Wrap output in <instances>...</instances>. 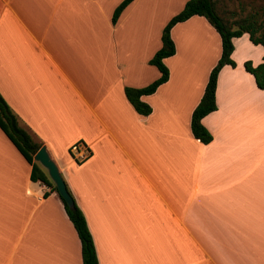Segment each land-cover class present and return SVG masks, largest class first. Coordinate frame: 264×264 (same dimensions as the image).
Instances as JSON below:
<instances>
[{
	"label": "crops",
	"instance_id": "crops-1",
	"mask_svg": "<svg viewBox=\"0 0 264 264\" xmlns=\"http://www.w3.org/2000/svg\"><path fill=\"white\" fill-rule=\"evenodd\" d=\"M121 1L0 0V97L55 164L97 264H264V89L243 69L249 58L219 70L216 109L200 120L211 141L201 144L189 119L219 58L218 35L198 16L170 29L168 78L140 97L151 110L141 116L123 89L159 77L148 60L187 0H133L112 24ZM191 30L211 46L199 76L180 58ZM243 38L251 65L264 63L245 34L232 39L230 59ZM30 172L0 130V264H81L58 195Z\"/></svg>",
	"mask_w": 264,
	"mask_h": 264
},
{
	"label": "trees",
	"instance_id": "trees-1",
	"mask_svg": "<svg viewBox=\"0 0 264 264\" xmlns=\"http://www.w3.org/2000/svg\"><path fill=\"white\" fill-rule=\"evenodd\" d=\"M132 1L133 0H122L116 6L111 16L112 24L115 23L120 12ZM193 16L203 18L216 32L220 41L219 58L208 73L202 95L199 102L192 110L189 119V129L192 138L205 145L211 141V136L201 125L200 120L216 109L215 88L219 70L224 65L234 67V62L230 59L233 50L232 39L239 38L245 34L252 45L260 46L264 49V0H262L259 6L252 8L243 18L233 22L232 25L222 21L214 9L212 0H187L182 9L177 14L173 15L163 26L160 34V48L148 60V64L155 67L159 72V77L143 88L134 89L125 87L123 93L126 100L137 114L147 116L150 113V107L143 103L140 97L154 93L156 88L166 82L168 78V70L162 61L165 58L173 56L175 52L169 31L175 24L182 23ZM242 66L244 71L252 76L256 88L263 90L264 63L253 67L250 61H245ZM0 130L21 154L24 160L31 166V181H39L46 186H50L52 191L56 192L50 180L43 172L38 170L37 166L32 161L33 155L40 148L39 144L33 142L30 136L18 126L16 118L1 97ZM66 190L69 193L67 188ZM60 201L78 238L81 264H97L92 239L81 211L76 206L74 200L73 208L71 209H69L61 199Z\"/></svg>",
	"mask_w": 264,
	"mask_h": 264
},
{
	"label": "rangeland",
	"instance_id": "rangeland-1",
	"mask_svg": "<svg viewBox=\"0 0 264 264\" xmlns=\"http://www.w3.org/2000/svg\"><path fill=\"white\" fill-rule=\"evenodd\" d=\"M214 9L216 13L219 15V17L222 19L223 22L232 25L233 22L237 21L240 18H243L245 15H247L252 8L259 6L262 3V0H212ZM167 2H160V18L159 23L162 21V7ZM173 3L176 2H170V7ZM173 9V7H172ZM162 27L159 30V35L161 34ZM192 38H189V47L187 51L181 52L180 58H186L185 63L186 66V73H195L196 69L194 66L196 65L198 67H201L197 71V76L200 75L203 68L207 66V63L211 60V55L208 53H211V46L208 48L206 46V37L203 35V33H199L198 31L191 30ZM246 40L245 38L241 39L238 44H236V53L234 56V63H239L241 59L249 58L248 60L254 61L255 60V49L254 47H246ZM210 45V43H208ZM252 49V51H251ZM252 57V59H250ZM180 59V60H181ZM182 73V72H181ZM235 84L237 82L234 81ZM224 89H227V83L224 81ZM243 89V88H242ZM245 89H243L244 91Z\"/></svg>",
	"mask_w": 264,
	"mask_h": 264
},
{
	"label": "water",
	"instance_id": "water-1",
	"mask_svg": "<svg viewBox=\"0 0 264 264\" xmlns=\"http://www.w3.org/2000/svg\"><path fill=\"white\" fill-rule=\"evenodd\" d=\"M33 161L38 163L46 172V175L50 182L53 184L56 194L65 203V205L71 209L73 208V200L66 190L65 184L55 166L50 160L44 147H40L33 155Z\"/></svg>",
	"mask_w": 264,
	"mask_h": 264
},
{
	"label": "built area",
	"instance_id": "built-area-1",
	"mask_svg": "<svg viewBox=\"0 0 264 264\" xmlns=\"http://www.w3.org/2000/svg\"><path fill=\"white\" fill-rule=\"evenodd\" d=\"M78 150V145H74L70 148V152L73 154L74 160L76 162H82L86 159L88 154L86 152H78Z\"/></svg>",
	"mask_w": 264,
	"mask_h": 264
}]
</instances>
